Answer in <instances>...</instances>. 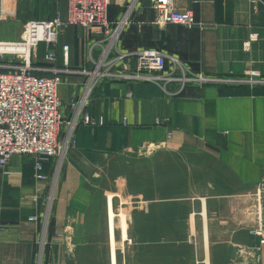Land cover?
Returning a JSON list of instances; mask_svg holds the SVG:
<instances>
[{
  "label": "crops",
  "instance_id": "obj_1",
  "mask_svg": "<svg viewBox=\"0 0 264 264\" xmlns=\"http://www.w3.org/2000/svg\"><path fill=\"white\" fill-rule=\"evenodd\" d=\"M175 5L199 26L157 23L152 0H112L108 18L123 23L117 51L157 49L169 70L173 59L223 82H190L169 96L145 80H101L57 175L56 158L44 161L42 182L32 157L16 155L0 169V264H264L249 200L264 178V84L248 82L264 80V0ZM69 12L68 0H0V42L20 40L31 20L67 22ZM98 40L69 24L58 36V65L67 45L68 65L91 70ZM117 72L133 75L135 60ZM85 81L73 75L59 86L62 116L75 117L70 105ZM84 114L96 125L84 124ZM113 176L125 182L120 233L115 194L106 200L103 191Z\"/></svg>",
  "mask_w": 264,
  "mask_h": 264
},
{
  "label": "built area",
  "instance_id": "obj_2",
  "mask_svg": "<svg viewBox=\"0 0 264 264\" xmlns=\"http://www.w3.org/2000/svg\"><path fill=\"white\" fill-rule=\"evenodd\" d=\"M68 1L70 12L67 22L58 17L52 20H31L24 25L20 40L0 42V169H5L13 156L32 157L36 170L35 178L39 182L47 179L44 161L63 158L72 146L75 127L69 128L64 138L60 137V126L64 118L60 113L62 104L58 97L59 86L69 83L70 76L79 75L86 78L83 96L70 105L71 109L77 112L75 123L83 113L91 91L103 79L149 81L160 86L169 96L182 94L190 82L206 85L223 81L191 73L173 59L174 67L169 70L168 56L155 49L119 53L117 43L123 23L115 27L107 20L108 7L112 0ZM152 1V8L159 23L180 25L188 29L198 25L191 11H179L176 8L175 0ZM69 24L81 25L99 37L95 47L100 50V57L95 59L93 53L91 54V70L82 67L73 69L68 65L67 45L61 47L65 57L63 64L58 65V36ZM42 45L47 46L48 50L40 56ZM114 50V57H111ZM132 58H136L133 75L117 72L116 66L119 62L128 70ZM42 62L50 66L44 67ZM231 82L244 83L243 80ZM248 82L264 84V80ZM172 85L177 86V89L169 90ZM83 123L88 126L96 125L87 114L83 116ZM249 200H252L257 216V228L251 233L264 245V178Z\"/></svg>",
  "mask_w": 264,
  "mask_h": 264
},
{
  "label": "rangeland",
  "instance_id": "obj_3",
  "mask_svg": "<svg viewBox=\"0 0 264 264\" xmlns=\"http://www.w3.org/2000/svg\"><path fill=\"white\" fill-rule=\"evenodd\" d=\"M153 2V1H152ZM112 3V1H111ZM152 7H153V3H152ZM109 8V7H108ZM194 15V14H193ZM156 16V14H155ZM195 16V15H194ZM57 18V17H56ZM107 20L112 23L109 18H108V14H107ZM196 20V18H195ZM156 22L159 23L157 21V18H156ZM197 22V20H196ZM113 24V23H112ZM161 24V23H159ZM198 24V22H197ZM114 25V24H113ZM165 25V24H164ZM166 25H172V24H166ZM177 26H180V25H177ZM198 25H196L194 28L198 27ZM183 28H186L184 26H181ZM188 29V28H186ZM193 29V28H192ZM188 30H191V29H188ZM89 31V30H88ZM90 32V31H89ZM91 33V32H90ZM122 34V33H121ZM101 38H103V36H101ZM120 38H121V35H120ZM119 42V41H118ZM118 44V43H117ZM148 49H152V48H148ZM145 50V49H144ZM157 50V49H155ZM142 51V50H141ZM159 51V50H158ZM161 52V51H160ZM114 54H115V50L114 52L112 53V56L111 57H114ZM164 54V53H163ZM165 55V54H164ZM131 60H135V67H136V58H132ZM169 60V58H168ZM121 62H119L116 66V68H119L121 66ZM174 66V65H173ZM232 81H235V80H232ZM237 81V80H236ZM217 82H223V81H217ZM217 82H213V83H217ZM77 114V112H75V115ZM88 115V114H87ZM63 121H62V124L60 126V133H61V136L62 138L65 137V135L68 133V130L69 128H73L75 127L76 123H75V117H73V115H71L70 117H64L63 116ZM62 132H63V135H62ZM65 156V155H64ZM14 157V156H13ZM12 157V158H13ZM58 159V165H57V168H56V175L58 173V171L60 170L61 168V164L64 160V157L63 158H56ZM112 176V175H111ZM121 178H118L116 176H113V179H108L107 182H105V188H104V199L107 200V198L109 196H111L112 194H115V198H114V211H115V218H114V225L116 227V232L120 233L121 232V227L123 226L122 225V220L120 218V214H125V205L123 204V202L125 201V195L123 194V192L125 193V182L123 180H119ZM110 181V182H109ZM123 191V192H122ZM122 217V216H121ZM127 240V239H126ZM128 243V242H127ZM124 252V251H123ZM122 254V252L120 251V255ZM127 254V252H126ZM126 254H124V257L126 256ZM123 257V258H124ZM232 264H237V261H232Z\"/></svg>",
  "mask_w": 264,
  "mask_h": 264
}]
</instances>
